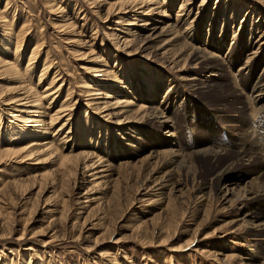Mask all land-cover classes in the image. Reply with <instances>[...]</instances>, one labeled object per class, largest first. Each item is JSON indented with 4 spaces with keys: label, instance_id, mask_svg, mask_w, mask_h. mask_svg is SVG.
Listing matches in <instances>:
<instances>
[{
    "label": "rangeland",
    "instance_id": "1",
    "mask_svg": "<svg viewBox=\"0 0 264 264\" xmlns=\"http://www.w3.org/2000/svg\"><path fill=\"white\" fill-rule=\"evenodd\" d=\"M182 2L172 0V9L165 14L174 17ZM187 3L195 10L182 24L196 22L188 43L195 42L196 31L203 35L198 43L203 45L209 28L218 34L228 27L220 55L232 42L233 30L248 16L264 29V0ZM141 6L134 0H0V23L6 26L0 29V41L7 35L0 43L6 54L0 48V58L12 61L18 72L17 78L15 71L0 69L2 100L19 95L22 79L38 94L45 89L58 91L46 109L54 117L50 132L42 137L19 131L23 125L16 117L24 116L19 113L23 102H13L15 109L8 113L0 110V264H242L248 257L254 264H264V195L245 208L244 200L227 192L229 201L226 198L224 204L220 195L231 186L216 190L213 177L227 157L215 164L197 160L196 179L192 169L185 172L155 164L168 129L158 128L138 109L148 99L151 104L161 101L173 84L187 104L186 113L172 115L178 154L186 155L206 142L232 155L242 146L239 129L255 133L251 148L263 150L264 113L261 118L252 111L248 119L255 123L236 124L239 102L226 79L243 62L247 37L237 32L240 41L235 38L231 50L235 65L224 66L208 92L195 93L188 81H180L178 66L169 64L175 52L161 55L160 42L144 45L146 39L133 38L134 30L142 27ZM185 59L184 64L180 60L188 70L184 73H199L190 70V60ZM263 65L264 58L254 75L246 71L237 81L242 102L251 95ZM115 97L127 98L131 110L113 114L114 106L106 103ZM2 100L3 110L13 105ZM63 123L64 133L69 131L67 136L54 135L57 153L32 151V141L48 140ZM6 148L13 152H4ZM88 154L102 163L105 173H97L96 178L87 173L82 156ZM261 154L263 160L253 159L249 168L237 165L228 177L244 173L252 179L246 172L264 168V150ZM154 179L160 181L159 190L153 189ZM209 184L210 192L205 189ZM221 254L231 258L222 261Z\"/></svg>",
    "mask_w": 264,
    "mask_h": 264
},
{
    "label": "bare ground",
    "instance_id": "2",
    "mask_svg": "<svg viewBox=\"0 0 264 264\" xmlns=\"http://www.w3.org/2000/svg\"><path fill=\"white\" fill-rule=\"evenodd\" d=\"M135 1H139L142 5L139 10L140 12H138V15H139L138 18H141L142 27L139 28V30H134L133 35H132L133 38L136 40H140V41L141 40L143 41L144 39H146L147 42L144 45H146L148 42L149 43L150 42L152 43L154 41L160 42L159 50L161 51L160 52L161 55L166 56L168 55V53L175 52V54L172 55V60L171 62H169V64H172V65L176 64V66H178L176 67L177 68L176 73H177V76H179L180 81H188L189 88L195 93L197 92L199 94H205L206 92H208L210 89L209 87L212 85V80L220 76V72L222 68L224 66L229 68V66L235 65V63H233L232 53H231V50L235 46V45L233 46V40L237 38L238 41H240L239 34L245 35L247 37L246 38L247 42L242 44L244 47L243 48L244 50L243 51V62L239 65V68L237 69L236 73L233 74L229 72L226 79H227V83L229 84V86L234 90L233 94L236 97L235 100L239 102L238 103L239 106L237 107L238 109H235L234 111L235 113L234 118L236 119V124L241 125L245 123L246 121L248 124L255 123L253 119L251 118L248 119L252 111L255 112L254 115L256 116L259 115L262 118L263 113H264V65L260 69V72L257 74L256 78L254 79L251 89H250L251 95L245 97V102H242L241 96L243 95H240L242 93L238 92V88L236 86L237 81L240 82V80L243 79V74L245 76L246 71L248 72L250 71V73L254 75L255 72L257 71V64L260 62L261 59L264 58V29L260 30L259 25H256L254 23L251 16L250 17L248 16V18L243 19L244 20L243 25H241L240 23L236 31L233 30L232 37H231L232 42L229 44L225 52L222 55H220L219 53L221 52L223 45L227 40L226 30L228 29V27L221 29L222 32L219 31L218 34H216L215 28H213V31H210V28H209V30L206 33L209 39L205 38L204 39L205 42L203 45H198L199 40L202 39L203 35L202 34L199 35L197 31L195 32L196 33L195 42L193 43L187 42V37L189 36L190 33L192 35V31L193 30L195 31L194 28L196 26L195 25L196 22L191 21V20H189L187 25L184 24L186 27H184V25L182 24L183 20L185 18L188 19L191 12L195 10L191 3H187V0H182L183 2L180 4L178 11L176 12L174 17H170L169 15L165 14L166 10L172 9L171 8L172 0H169L168 5L166 4V0H134V2ZM128 3H132V2H128ZM195 16H197V14ZM165 18H167L169 22H166ZM170 20H173L174 22H170ZM180 22H181V25L178 26ZM0 26H1L0 29H4L6 27V26L3 27L1 23H0ZM63 26H66V23ZM210 27L212 28V25ZM230 28H232V26ZM204 32L206 31L204 30ZM142 33H145L143 34L145 35L144 37H142L143 36L141 35ZM4 35H5L4 37L2 36L3 38L1 37L2 38V40L0 41L1 44L5 42L7 35L6 33ZM212 41H214L215 43L217 42V43L216 44L214 43L213 44L214 46H213ZM1 46L3 45H0V48L3 51V52L1 51V53L6 54V51ZM212 48L217 50L218 54L214 52V49L212 51ZM6 49L8 48L6 47ZM141 49L144 50L143 48ZM14 54H15V51H14ZM184 54L186 55L183 56ZM185 57L187 58L188 61L190 60V63H191V64L189 63L191 66L190 70L199 71L200 74L198 72H193V74L191 75L189 73L187 74L184 73L185 71H188L184 69V65H183ZM180 60H183V64L180 63L181 62ZM0 65H1L0 67H2L0 69L6 68V70L9 69V72L10 70L11 71L13 70V72L15 71L14 73H16V76L18 75V72L15 69L16 67L14 66L15 64H13L12 61L10 63L9 61L6 60V58H4V59H1ZM45 71L47 72V70ZM45 71L42 72L41 76H45V73H46ZM196 75H199L200 78H197ZM235 78H237L236 81H235ZM38 80L40 84L41 77ZM175 87L176 86L172 84L166 90L164 95L161 97V101L151 104L152 100L148 99L147 100L148 104H145V106L138 107V109H140L141 111H144L145 115L149 116L150 120H152V123L155 126H157L158 128L168 129L167 136H166L167 140L164 143L165 148L158 153L159 161H157L155 164L157 163L169 164L170 166H173L175 170L181 169V170H184L185 172L192 169L193 177L196 179V176L198 174L197 172L198 168L195 166V162L197 160H203L204 162L205 161L209 162V164H215L217 161L221 159V157H225V158L227 157L228 158L227 161L225 160L226 162L224 163L223 166H221L217 174L214 177L212 176L216 184V190H219L221 185H223L225 188L231 186L230 189L227 188L225 193L220 195L224 204H227V202L229 201L227 198V194H226L227 192H229V195L234 193V195H237L238 198L240 197L241 200H244L245 208L248 207L249 204L256 202L258 198L264 195V168L259 167V170H247L246 172L247 174L253 175V178L250 180H248L249 177L244 173L234 176L233 179L228 177L229 173L233 172V170L236 168L237 165H241V166L249 168L252 165L251 163L253 159L258 158L260 160H263V154L261 153L263 152L264 149L263 150L259 149L258 151V150H253L251 148V146L254 145L256 142V139H255L256 136H254L255 133L253 134L250 130L243 129L242 131L239 129L240 132L237 133V135L239 136L240 134L243 140L241 144L242 146H239L238 148H236V150L232 152L234 153L232 155L230 154L231 151L229 152V154L224 153V152L222 153V150L221 152L216 151L214 147L211 146L212 144H209L206 142H204L203 147L194 149L193 151L189 152L186 155L178 154L180 145L177 142V138H176L177 136L175 132V128H176L175 120L176 119L172 115L186 113L185 110H186L187 104L184 105L185 99L182 97L180 93L175 91ZM90 88L91 87L87 86L88 90ZM50 91L51 89H45L42 91L41 94H38L36 89L35 90L30 89L29 85H27V82H25V80L22 79L18 86L17 93L19 95L17 97L10 98V99L7 98V100H2L4 98L0 94V100H2L1 102H4V104L8 102H10V104H13V105H7L8 108L6 109L8 110H3V108H0V110H2V112L8 113L9 111L15 109L14 103L23 102L20 106H24V107L19 111V113L24 114V116L23 115H19L20 117L15 116L16 121L18 123H21V125H23V127L21 128L19 127L20 128L19 131L22 132V134H26V135L33 134V135L38 136L41 134L40 135L41 137L42 135L45 136V134L50 132V126L52 125L53 118H54V117L52 118V116H50L46 112V109H48V106L50 105L52 100L57 97L56 95L58 94V91H55V92H52V91L50 92ZM169 91L173 92L172 96L169 95ZM87 93H91V91H88ZM151 93H148V95L152 96ZM42 94L44 95L42 96ZM152 94L155 95V93H152ZM247 98H249V100H247ZM44 100L45 101L49 100L47 105H44L43 103ZM109 100L111 101L107 102L106 104L107 106L108 105L114 106L112 108L113 114H123V112H127L128 110H131V109H127V107H129V105L132 104L127 98L118 99L115 97V99L110 98ZM163 102H164L165 107L162 106ZM106 104H105V107L103 106L104 104L102 105V107L106 108ZM181 106L183 107L180 108ZM63 125L64 123L61 124L59 129H57L58 132L56 130L55 133H50V138L48 140L44 138L42 140L32 141L30 146L34 148L33 150L30 146L29 148L32 151L38 152V153H45V154L49 152H51V154L57 153L58 149L56 146H54V144H56V142L58 141L55 140L54 135L57 134L58 137H61L64 134L65 136H67L68 131H69V129H67V132L64 133L63 127H62ZM26 126L29 127L28 130H25ZM252 129L254 130V128H251V130ZM59 130H62L61 133H59ZM18 134H19L18 132L12 133L13 137L14 136L18 137ZM260 137H262V135L261 136L259 135V138ZM10 138L12 137H9V139ZM178 147L179 149L177 150ZM61 150L62 151H60L59 154L62 156L64 147ZM4 152L9 153L13 151L9 150V148H6L4 149ZM91 155L92 154H88L85 157L84 155L82 156L83 158L82 167L86 168L87 173L90 174L91 177L95 176L96 178L97 173L103 174L105 173L106 170H104L105 167L102 165V163L99 160H96L93 157L92 159H90ZM102 168L103 170H101ZM99 179H102V178L100 177ZM156 181L158 180L154 179V183H155L153 186L154 191L159 190L157 186L161 185L159 184L160 181L159 183H157ZM225 183L228 185H226ZM210 186L211 184H209V186L207 185L206 187L205 186L204 187L205 189H209V192H210L211 191ZM226 198L228 201L226 200ZM247 216H250V214H246L244 217H247ZM245 224H249L248 221H245ZM221 256H222V261H226V260H229V258H231L230 254L229 255L221 254ZM244 260H247V262H243V263L241 262L242 264H254L251 257H248L247 259H244Z\"/></svg>",
    "mask_w": 264,
    "mask_h": 264
}]
</instances>
